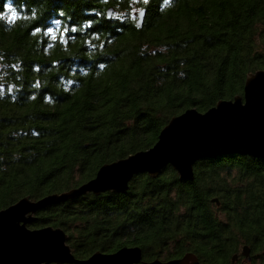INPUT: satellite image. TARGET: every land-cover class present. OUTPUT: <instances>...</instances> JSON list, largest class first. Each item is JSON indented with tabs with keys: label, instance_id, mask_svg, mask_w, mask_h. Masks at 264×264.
Wrapping results in <instances>:
<instances>
[{
	"label": "trees",
	"instance_id": "16d2710c",
	"mask_svg": "<svg viewBox=\"0 0 264 264\" xmlns=\"http://www.w3.org/2000/svg\"><path fill=\"white\" fill-rule=\"evenodd\" d=\"M14 7L16 17L0 13V210L79 188L104 164L153 147L174 116L242 96L247 75L264 70V0ZM47 226L68 234L78 260L139 246L146 261L192 252L202 264H232L247 245L264 264V158H205L192 180L171 166L141 173L124 194L48 204L28 224Z\"/></svg>",
	"mask_w": 264,
	"mask_h": 264
},
{
	"label": "water",
	"instance_id": "95a60500",
	"mask_svg": "<svg viewBox=\"0 0 264 264\" xmlns=\"http://www.w3.org/2000/svg\"><path fill=\"white\" fill-rule=\"evenodd\" d=\"M144 14L142 10L134 15L139 27L143 25ZM107 15L110 17L112 10ZM231 153L264 158V70L247 75L242 96L219 101L204 113L190 108L174 116L161 130L153 147L104 164L94 179L79 188L38 201L26 196L0 210V264H202L192 252L167 262L160 259L146 261L139 246H125L113 253L97 251L87 259L78 260L68 244L69 236L62 228L30 229L28 224L48 204L88 193L100 195L113 191L124 194L130 181L141 173L157 178L171 166L181 180H192L197 161ZM215 201L219 204L217 199ZM241 253L247 260H252L249 246H243ZM237 257L234 255L232 262Z\"/></svg>",
	"mask_w": 264,
	"mask_h": 264
},
{
	"label": "snow or ice",
	"instance_id": "6c2138e0",
	"mask_svg": "<svg viewBox=\"0 0 264 264\" xmlns=\"http://www.w3.org/2000/svg\"><path fill=\"white\" fill-rule=\"evenodd\" d=\"M25 2H27V0H25ZM143 2H144L145 4H148V3L150 2V0H143ZM15 3H16V0H7L6 5H5L4 0H0V13L3 12V8L6 6V7L8 8V10L11 12L12 16H13V17H16V16H17V8L14 7V4H15ZM5 15H6V14H5ZM42 22H43V21H42ZM55 23H56L57 25H59V24L61 23V21H60L59 19H57V20L55 21ZM87 26H88L89 28H91V26H92V22L89 21L88 24H87ZM71 30H72V31H76L77 29H76V28H72ZM35 31H36V32H40V31H41V28L37 27V28L35 29ZM68 31H69L68 28H64V30H63V32H64L65 34H66ZM53 32H54V29L51 28V27H48V28H47V31L45 32V35H52ZM0 87H2V85H0Z\"/></svg>",
	"mask_w": 264,
	"mask_h": 264
},
{
	"label": "rangeland",
	"instance_id": "374dc122",
	"mask_svg": "<svg viewBox=\"0 0 264 264\" xmlns=\"http://www.w3.org/2000/svg\"><path fill=\"white\" fill-rule=\"evenodd\" d=\"M135 11V10H134ZM141 10H139V9H136V12H140ZM135 12V13H136ZM198 162V161H197ZM161 175V174H160ZM159 175V176H160ZM241 251H242V248H241V250H240V255H241V257H237L236 258V260L234 261V262H232V264H261L262 263V258L261 257H256L255 259H253V255H252V260L251 261H249V260H247L246 258H245V256H243L242 255V253H241ZM252 253V252H251ZM159 255H161V257H159V258H157V259H160V260H162L163 262H167V261H169L168 259H165L164 258V253H162L161 252V254H159ZM90 257V256H89ZM88 257V258H89ZM264 258V257H263ZM172 259H176V258H172ZM145 260V259H144ZM171 260V259H170Z\"/></svg>",
	"mask_w": 264,
	"mask_h": 264
},
{
	"label": "flooded vegetation",
	"instance_id": "af4514ba",
	"mask_svg": "<svg viewBox=\"0 0 264 264\" xmlns=\"http://www.w3.org/2000/svg\"><path fill=\"white\" fill-rule=\"evenodd\" d=\"M239 257H241V256H239Z\"/></svg>",
	"mask_w": 264,
	"mask_h": 264
}]
</instances>
